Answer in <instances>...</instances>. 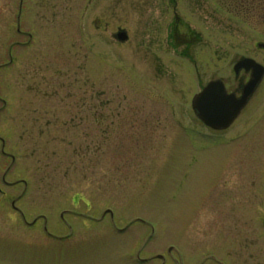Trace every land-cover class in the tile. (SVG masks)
Here are the masks:
<instances>
[{
  "label": "rangeland",
  "instance_id": "374dc122",
  "mask_svg": "<svg viewBox=\"0 0 264 264\" xmlns=\"http://www.w3.org/2000/svg\"><path fill=\"white\" fill-rule=\"evenodd\" d=\"M19 3L0 0V264H119L142 221L152 245L202 222L218 259L264 264V78L225 130L190 106L210 80L230 91L238 59L264 66L259 30L217 0ZM174 14L196 42L172 39ZM96 15L108 25L95 30ZM102 215L81 257L43 232Z\"/></svg>",
  "mask_w": 264,
  "mask_h": 264
},
{
  "label": "flooded vegetation",
  "instance_id": "af4514ba",
  "mask_svg": "<svg viewBox=\"0 0 264 264\" xmlns=\"http://www.w3.org/2000/svg\"><path fill=\"white\" fill-rule=\"evenodd\" d=\"M217 2L221 7L223 6L222 10L227 15L240 19L245 25L249 26L250 24V27L259 30V34L264 37V0H217ZM91 25L95 30H100L102 26L106 27L108 22L105 21L104 17L96 15L92 18ZM179 26L180 22H176L172 26V38H174L177 44L188 45L189 42L194 40V36L190 32L182 33L181 35L176 34ZM122 30L125 31L123 28L117 27L112 35L113 39H116V34L122 32ZM258 43L260 42H254V47L258 52L264 53V49L257 46ZM261 43H264V41ZM234 78L235 86H233L230 92L238 95L241 86L249 78V73L244 72L242 77L238 75ZM76 215L79 214L77 213ZM43 222L42 227L45 237L51 241L48 242L49 244L53 243L56 248H63L65 252H74L75 256L72 257H76L77 255L81 257L86 251L93 248L92 242L85 241L86 236L84 234H92V232L97 231L99 229L97 227L104 222V219L87 217L70 220L61 217V226L65 232L61 234H55L54 231L46 228V221ZM194 223L193 229L188 228L190 225L183 226L185 234L179 240L168 241L166 243L160 242L157 245H152L150 242V230L147 225H136L137 234L132 235L117 253L122 255L119 264H226L221 259H218L220 256L217 257V255H222V252L225 253V247L222 250L215 244V240L216 238H220V234H212V236L206 234L209 231L205 228L207 225H204L202 222H199L201 224ZM130 225L132 224H129L126 228ZM112 227H115V225H112ZM191 230L201 231L202 233L199 235L189 234ZM214 230L212 229V231ZM223 230L227 237V229Z\"/></svg>",
  "mask_w": 264,
  "mask_h": 264
},
{
  "label": "water",
  "instance_id": "95a60500",
  "mask_svg": "<svg viewBox=\"0 0 264 264\" xmlns=\"http://www.w3.org/2000/svg\"><path fill=\"white\" fill-rule=\"evenodd\" d=\"M126 35L119 33V41L126 40ZM259 47L264 49V45ZM244 69L250 71L249 80L242 86L241 95L236 97L234 93L227 94L223 82L220 79L210 81L191 100V108L195 116L206 126L214 130L226 129L239 115L253 95L264 75V68L249 58H241L234 66L235 74Z\"/></svg>",
  "mask_w": 264,
  "mask_h": 264
}]
</instances>
